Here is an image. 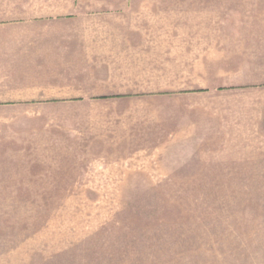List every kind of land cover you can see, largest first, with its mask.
I'll use <instances>...</instances> for the list:
<instances>
[{
  "label": "crops",
  "instance_id": "crops-1",
  "mask_svg": "<svg viewBox=\"0 0 264 264\" xmlns=\"http://www.w3.org/2000/svg\"><path fill=\"white\" fill-rule=\"evenodd\" d=\"M72 1L0 0V155L13 171L117 179L93 174L165 156L180 158L185 181L264 180V20L231 37L239 47L205 48L188 13Z\"/></svg>",
  "mask_w": 264,
  "mask_h": 264
},
{
  "label": "rangeland",
  "instance_id": "rangeland-1",
  "mask_svg": "<svg viewBox=\"0 0 264 264\" xmlns=\"http://www.w3.org/2000/svg\"><path fill=\"white\" fill-rule=\"evenodd\" d=\"M125 2L110 8L199 19L190 36L205 48L239 47L231 37L261 33L264 20V0ZM13 168L0 155V264H264V180L185 181L180 158L165 156L93 174L117 179L29 180Z\"/></svg>",
  "mask_w": 264,
  "mask_h": 264
}]
</instances>
